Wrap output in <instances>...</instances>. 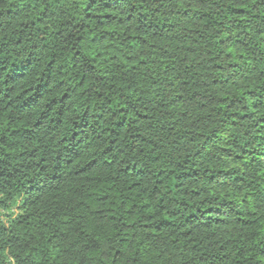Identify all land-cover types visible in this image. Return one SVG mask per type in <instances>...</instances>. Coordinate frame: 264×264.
<instances>
[{"label": "trees", "instance_id": "trees-1", "mask_svg": "<svg viewBox=\"0 0 264 264\" xmlns=\"http://www.w3.org/2000/svg\"><path fill=\"white\" fill-rule=\"evenodd\" d=\"M0 264H264V0H0Z\"/></svg>", "mask_w": 264, "mask_h": 264}]
</instances>
